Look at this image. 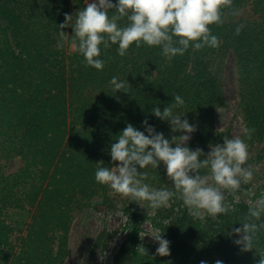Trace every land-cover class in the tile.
I'll return each instance as SVG.
<instances>
[{"label":"trees","instance_id":"1","mask_svg":"<svg viewBox=\"0 0 264 264\" xmlns=\"http://www.w3.org/2000/svg\"><path fill=\"white\" fill-rule=\"evenodd\" d=\"M85 7L81 0H0V264H64L73 213L115 208L109 186L96 182L95 171L100 162L108 168L118 164L111 159V145L125 127L131 124L148 135L147 120L170 142L182 134L152 112L154 107L163 111L175 95L185 103L174 114L196 129L186 146L206 156L210 145H222L228 134L216 130L215 122L225 107L221 67L229 54L236 67L239 114L244 128L255 129L251 139L244 133L242 139L248 147L261 146L256 161L264 164V0H233L232 8L223 10V25L210 26L218 48L190 46L168 59L160 47L132 44L121 57L118 44L101 45L102 70L87 66L70 45L59 46L65 14L75 17ZM245 10L250 17L242 14ZM63 31L74 34L72 27ZM114 76L128 82L127 93L113 91ZM7 163L18 165L7 168ZM137 168L148 173L144 183L151 187H173L163 162L157 169ZM247 209L240 203L217 220L201 221L175 197L155 211L130 200L122 208L130 221L129 238L112 264H196L194 252L200 248L226 259L229 248L238 246L232 229L242 227ZM12 212L26 213L25 223L12 222ZM147 219L170 242L169 256L156 255L158 244L146 249L148 255L137 252L141 222ZM19 229L22 236L13 240ZM108 238L103 228L92 251L105 249ZM177 255L183 258L175 261Z\"/></svg>","mask_w":264,"mask_h":264},{"label":"clouds","instance_id":"2","mask_svg":"<svg viewBox=\"0 0 264 264\" xmlns=\"http://www.w3.org/2000/svg\"><path fill=\"white\" fill-rule=\"evenodd\" d=\"M233 0H98L87 3V6L75 14V17L65 14V20L59 25L60 47L65 44L80 53L87 66L102 70L104 61L101 55V45L104 49L118 44V55L124 57L132 44L140 47H160L162 54L168 59L184 53L193 47L201 50L205 47L218 48L220 41L213 35L210 26L223 25L224 9H231ZM115 10L109 15L110 10ZM238 15V10H233ZM127 20L125 26H120L121 20ZM72 27L74 34L68 35L63 29ZM244 25H238L235 34L239 35ZM110 85L113 91L127 93L128 82L112 77ZM174 102L161 111L158 107L152 109L155 117L170 122L173 132H181L173 136L171 142L163 133H157L155 128L143 121L148 135L128 124L117 138L118 142L111 145V159L118 162L117 166L103 167L100 162L95 171L97 183L107 185L117 195L129 198L157 210L167 207L175 197L183 202L188 214L201 221L206 217L213 220L226 215L231 204L227 197L239 200L238 193L242 185L253 180L254 170L246 166L249 159L248 145L239 137L224 136L223 144L210 145L211 151L205 156L202 149L191 150L187 147L190 134L196 129L187 119L174 114V109L184 105V99L175 95ZM223 131V128L219 129ZM255 129L244 128L243 133L251 139ZM175 144V147L172 146ZM204 157V158H202ZM163 162L167 177L173 187L157 189L144 183L148 173L139 172L149 166L157 169ZM264 193L259 198L248 201V209L243 216L242 227L233 228L232 235L238 236L234 243L247 252L254 248L258 234L264 230ZM150 235L158 243L156 255L169 256V241L162 238L159 229H151ZM137 252L148 255L141 245ZM104 256L101 257L103 260ZM201 264L205 262L201 261ZM216 264H222L217 260ZM259 264H264L261 259Z\"/></svg>","mask_w":264,"mask_h":264},{"label":"rangeland","instance_id":"3","mask_svg":"<svg viewBox=\"0 0 264 264\" xmlns=\"http://www.w3.org/2000/svg\"><path fill=\"white\" fill-rule=\"evenodd\" d=\"M84 5L92 3L94 0H81ZM98 2V0H95ZM247 16H251L248 10L242 12ZM73 51L71 47L68 49ZM222 90L225 101V107L220 109L216 116L215 128H223V131L228 134L229 138L239 136L243 138V121L239 114L237 106V74L234 65V59L231 54L227 56L221 67ZM191 137V135H190ZM261 146L248 147L249 159L246 166H251L254 170L253 180L241 186V191L238 193L239 200L228 196L227 202L231 204V209H235L240 203L246 204L248 201L259 198L264 193V164L256 161V155ZM211 148L208 150V153ZM17 164L13 166H17ZM118 165V164H117ZM115 165V166H117ZM7 168L13 167L7 163ZM109 198L115 206L112 210H95L92 208L76 211L72 215V220L69 229L68 248L69 254L64 264H112V258L119 249V246L129 238L128 225L129 217L122 212V208L131 200L115 194L109 187ZM147 202L138 204L140 208H144ZM10 220L16 223H25L27 220L26 213H10ZM154 211L148 212V215H153ZM264 221V217H262ZM16 227V226H15ZM17 228V227H16ZM108 233V243L105 249H97L92 251L91 247L98 233L103 229ZM21 229V227H20ZM16 230L12 239H18L22 236V230ZM151 229H159L152 224L151 220H143L141 222V231L139 232L140 246L143 245L146 249L155 247L158 243L150 236ZM160 230V229H159ZM162 237L163 234L161 233ZM220 241V238H216ZM191 247V246H190ZM193 260L196 264H216L219 260L222 264H259L261 259H264V240L255 241L254 248L251 251L243 252L240 246L229 248L228 257L223 258L220 254L212 251L208 253L207 249L200 248L195 251ZM101 260V257H103ZM178 261L183 256L177 255L174 257Z\"/></svg>","mask_w":264,"mask_h":264}]
</instances>
